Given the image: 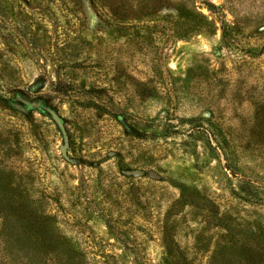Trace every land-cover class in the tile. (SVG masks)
<instances>
[{
    "label": "rangeland",
    "instance_id": "1",
    "mask_svg": "<svg viewBox=\"0 0 264 264\" xmlns=\"http://www.w3.org/2000/svg\"><path fill=\"white\" fill-rule=\"evenodd\" d=\"M261 184L264 0H0V246L264 264Z\"/></svg>",
    "mask_w": 264,
    "mask_h": 264
},
{
    "label": "trees",
    "instance_id": "2",
    "mask_svg": "<svg viewBox=\"0 0 264 264\" xmlns=\"http://www.w3.org/2000/svg\"><path fill=\"white\" fill-rule=\"evenodd\" d=\"M209 6L215 7L213 4H209ZM222 39H225L224 35H222ZM35 99H37V97H35ZM228 166L229 165L226 166L227 169ZM247 182L249 184L252 183L251 179H247ZM259 188H261L260 193L264 196V184L259 185ZM10 191L13 193L14 199L9 200L8 202L10 212L5 214L6 220L14 215L17 217L16 221L21 223L20 218L23 214L22 210L25 207V203L21 200L23 190H19L18 192L17 189L10 187ZM24 218L29 220L32 225H36V228L25 229L21 234L15 236V241L21 244V246L14 251L7 250V247L5 246V242L10 235H3L1 242L3 245L0 246V264H45L46 261H49L48 264H72L69 262L70 256L68 252H63L58 246L53 245V239L48 235L49 233L44 231L45 229L37 227L47 223L46 219H42L39 215L36 216L33 213L29 214V216L25 215L23 219ZM247 247V249L243 250L249 253L254 251L250 246ZM244 251L238 253L234 252L232 259L246 264L259 263L255 258H251V261L248 260L250 259V256H247Z\"/></svg>",
    "mask_w": 264,
    "mask_h": 264
},
{
    "label": "water",
    "instance_id": "3",
    "mask_svg": "<svg viewBox=\"0 0 264 264\" xmlns=\"http://www.w3.org/2000/svg\"><path fill=\"white\" fill-rule=\"evenodd\" d=\"M64 151V149H62Z\"/></svg>",
    "mask_w": 264,
    "mask_h": 264
}]
</instances>
